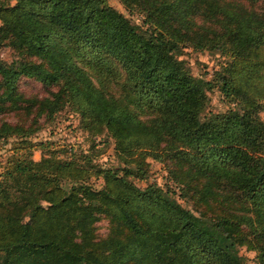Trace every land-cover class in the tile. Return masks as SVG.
<instances>
[{
  "label": "trees",
  "instance_id": "16d2710c",
  "mask_svg": "<svg viewBox=\"0 0 264 264\" xmlns=\"http://www.w3.org/2000/svg\"><path fill=\"white\" fill-rule=\"evenodd\" d=\"M120 1L142 24L108 0H0L13 52L0 57V142L23 144L0 172V264H246L240 245L264 264V0ZM185 47L224 56L214 78L192 73ZM27 80L48 89L26 94ZM214 86L225 112H206ZM65 108L113 139L117 166L48 142L32 158L27 139ZM148 157L196 213L133 182Z\"/></svg>",
  "mask_w": 264,
  "mask_h": 264
},
{
  "label": "rangeland",
  "instance_id": "374dc122",
  "mask_svg": "<svg viewBox=\"0 0 264 264\" xmlns=\"http://www.w3.org/2000/svg\"><path fill=\"white\" fill-rule=\"evenodd\" d=\"M108 2L111 6L127 16L133 23L142 24L143 16L136 11L129 12L126 10L120 0H108ZM0 57L9 62L13 58V52L8 47L0 46ZM181 58L187 62L195 76L205 79L214 78L215 71H217L221 63L225 61L224 56L216 51L195 50L191 47H185L183 49ZM21 89L26 94L38 93L41 95L44 94L48 88L43 87L36 81L27 80L26 83L22 84ZM208 97L207 113H222L230 106V104L226 103L222 98L217 86H214L208 91ZM261 115L264 118V112H262ZM27 140L31 141L33 144L32 158L37 161L44 153V149L38 146V143L48 142V144H51L46 146V150L48 152H55L58 157H63L65 155V152L62 150L68 151L72 149V151L76 153L87 152L92 154L93 152L94 163L106 167H115L118 165L113 139L105 133L95 136L83 129L80 126L78 115L68 110V108L60 111L52 121L43 122L41 129ZM20 141L19 139L16 140L15 138H11L7 143L0 142V172H3L7 167L11 154H17L21 150L19 147L23 144L18 143ZM15 147H18V151H15ZM146 163L147 172L145 176L143 178H131L137 186L143 188L150 183L158 184L163 188L169 189L172 196L185 208L190 209L194 213L200 209V206L193 203L187 191L181 193L180 186L173 181L169 172L170 168L165 163L153 160L149 157L146 159ZM90 182L95 188H100L102 186L101 179L91 178ZM99 225L100 232L104 233L106 230V222H101ZM238 250L246 264L255 263L256 253L253 249L247 245H240Z\"/></svg>",
  "mask_w": 264,
  "mask_h": 264
}]
</instances>
